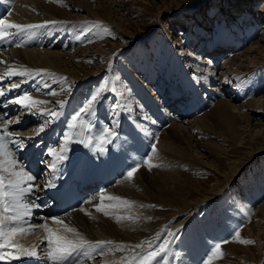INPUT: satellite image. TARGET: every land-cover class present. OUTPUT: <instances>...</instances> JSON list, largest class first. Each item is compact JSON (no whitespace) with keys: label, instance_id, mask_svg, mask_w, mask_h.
<instances>
[{"label":"rangeland","instance_id":"obj_1","mask_svg":"<svg viewBox=\"0 0 264 264\" xmlns=\"http://www.w3.org/2000/svg\"><path fill=\"white\" fill-rule=\"evenodd\" d=\"M17 1L2 3L6 16L16 7ZM39 1L42 5L64 11L67 19H45L46 14L35 9L32 13L34 17L38 16V20L33 17L32 24H43L49 20L63 24L68 22L75 28L56 42L58 46L49 49L68 53L77 65L76 70L79 64H84L88 75L94 72L81 80L64 75L61 78L66 80L60 78L61 81H58L60 75L53 74L44 80V84H50L56 94L49 95L46 89L41 97L47 99L49 104L39 110H46L45 113L51 109L59 111L56 101H66L64 109L76 108L67 113L61 122L63 132H71L66 127L71 122L70 117L97 90L103 89L105 98L97 106L96 127L93 128L96 134L102 125L112 120H117L119 127L125 124L120 123L121 120L124 122L122 115L127 114L125 111L120 114L121 101L138 107L139 98L146 97L153 101L155 107L156 104L160 106L163 97L170 96L172 92L187 90L185 104L194 108L193 116L179 121L166 119V124L162 126L167 128L177 124L190 129L188 138L179 142L186 148L183 161L187 166L178 167L177 185L171 182L172 177L170 180L171 172L160 185L168 184L167 188L174 192L172 195V191L168 193L166 198L176 205L180 204L177 208H183V203L188 207L179 213L181 215L169 217L179 209L150 203V208L159 218L157 223L161 224L148 238L137 239L138 243L151 241L155 247L164 240H172L170 250L156 264H185L187 261L204 264L209 257L210 261L219 264H240L241 258L248 261L245 262L247 264H264V209L259 213L257 211L264 204V180L261 179L264 177V0ZM75 6L81 8L78 10ZM232 15L236 18L235 23L227 21ZM122 22L128 24L124 30L120 27ZM20 35H17V41H29V46L21 50H45L47 39L43 37L41 29ZM253 46L256 47L254 53L246 55V51ZM206 76H211L215 81L207 85L208 88L204 83L196 82ZM193 80L194 91L189 84ZM213 86L216 97L210 101L207 98L209 93L205 94V90L202 92L201 87L211 89ZM137 90L141 97L137 96ZM193 93L196 99L205 102L204 107L200 101V108L198 102H191ZM257 99L263 100L255 106L250 104ZM220 100L240 106V112L248 117L249 125L245 119L235 118V130L231 131L224 122L218 123L210 116V111ZM156 112L158 118L155 120L159 122V115L164 114L158 110ZM185 112L189 113L187 110ZM206 113L205 123L191 124ZM133 116L138 119L143 117L136 111H133ZM46 118H36V123L31 127L40 129L45 125ZM82 119H85V123L90 121L85 116ZM76 123L79 125V121ZM163 130L160 128L157 132L162 133ZM59 131L61 133V128ZM87 135L90 134L83 138ZM77 138L81 139L80 136ZM61 139L63 142V134ZM157 140V136H154L147 143L148 157L145 159L151 160L153 145L158 149ZM80 144H69L73 154L79 151ZM92 149L95 148L92 146ZM143 166L139 165L138 170ZM145 172L150 175L151 170L146 169ZM207 194L211 198L202 202L201 199ZM194 225L198 226L195 231ZM247 227L250 228L247 230ZM168 232L174 233L175 239L169 237ZM219 232L222 233L220 236L217 234ZM237 232L241 240L254 243L237 242ZM157 235L160 239H156ZM217 243L221 244L220 258L213 255ZM107 247L89 248L88 251L98 253V262L100 255H107L110 251V247ZM147 247L145 243L140 248H126L122 253L119 251L116 254L124 257V261L119 258L116 263L132 264L134 257ZM111 250L114 252V248Z\"/></svg>","mask_w":264,"mask_h":264},{"label":"bare ground","instance_id":"obj_2","mask_svg":"<svg viewBox=\"0 0 264 264\" xmlns=\"http://www.w3.org/2000/svg\"><path fill=\"white\" fill-rule=\"evenodd\" d=\"M62 1L63 0H59V2H62ZM4 2L6 3L7 0H3V1L0 0V14L1 15H2V12H5V5H2V3ZM15 6L16 7H13V10L10 9L11 12L9 15L7 16L5 15L6 18L4 16V18H1V19L6 20L9 23H12V22L19 23L20 22L19 24L24 23L22 25L32 24V21L38 20V16L34 17V14L32 13V10H35V9L36 10L38 9V11H40L42 14H46V16H44L45 19H51L52 17L54 18L56 17L59 19H64V18L67 19L66 18L67 15L64 11H60L56 7L42 5V3H40L39 0H19L17 1V4ZM75 8L79 10L81 7L75 6ZM104 13H106V10L104 11ZM33 17H34V20L32 19ZM68 18H69V15H68ZM42 23H45V21ZM63 23L62 22L58 23L57 21L55 25L50 24L48 27L40 28L44 35L43 37L47 39V43L45 42V45H44L45 50L41 49L43 51L32 50V48L31 50L30 49L21 50L23 47L29 46V45L27 46V43L29 41L28 39L21 40L18 37L20 39V41L18 40L19 41L18 42L16 39L17 36H13L10 39H5L3 41H0V61H2V63H0V76H2L5 72H7L9 67H14L17 69L28 68L32 70L43 69V70H46L47 73L53 74L54 76L60 75V77H58V81H61L59 79L61 78V76H64V75H68V77L74 78L75 80H81L86 77L88 78V76L92 75L94 73L93 71L91 72V74L89 75L87 74L86 72L87 69L83 67L84 64L83 65L79 64L80 67L78 70H76L77 65H75L72 62V58L68 53H59V51L55 52L54 50L52 51L51 49H49V48H54L58 46V45H55L56 42L59 41L61 38H65L66 36L69 35L70 32H72L70 31V29L72 30L74 27L72 28L70 24H68V22H66L65 24ZM127 25L128 24L126 22H122L120 24V27L124 30V27H127ZM11 31H15V30L13 29ZM18 36H21V35H18ZM29 40L31 41V39ZM51 41L52 42L55 41V42L51 43ZM255 49L256 47L254 46L251 47L249 50L246 51V55L247 53L248 54L249 53L252 54V52L254 53ZM49 76L50 75L48 74L35 76L34 78L28 77V76H25V77L12 76L11 78L0 79V92L4 93V95H0V97H2L3 100L5 99V96L9 97L8 99H5V101L0 103V121H6L4 120V114L2 113V110H9L12 104H14V106L17 107L18 104L13 103L12 101H14L19 96H22L24 93L28 91H31L30 93L32 94L30 96L33 99L47 102V99H45L44 97H41V94L46 92V88L43 87V85L46 82V81L44 82V80ZM37 77H40V78L37 79ZM212 81L213 80L211 76H206V77L196 80V82L204 83V86L206 88L212 85L211 84ZM12 84H18L19 87L11 89ZM1 85L3 86L1 87ZM213 85H215V83H213ZM206 88L201 87L203 91L205 90V91L210 92L209 90H214V86L211 89H206ZM184 92H187V91L185 90ZM138 95H140V91L137 90V96ZM177 96L179 97L178 94L172 95L171 96L172 98L164 101V104L166 106L172 105L171 109H175V107L173 106V104H171V102L175 98H177ZM139 100L140 101L138 103L139 104L138 107L133 104H128L129 102H126V101L120 102V106H119V110H121L120 114H122L123 111L127 112V114L122 115V117L124 116L123 118L124 122H122L121 120L120 123L121 124L125 123V124L118 127V138L115 139L112 143V145H115L116 143H119V144H117L115 149H111L110 147H106V148L107 150L110 151L112 156L118 155L121 152L120 147L123 146L129 140L130 137H134L135 140H133L131 144H128V148L124 150L129 158L137 159L140 156L139 153L143 152V149L146 148L145 143H144V138H143L144 135L149 136L150 134L154 133V135L157 136V139H158L157 144H156L158 149L155 152H151V156H152L151 160L148 159L151 164L155 165L154 167H152L150 175H148L145 172L146 169H149V168L144 163V166L134 174V177L132 180H128L127 176L121 178L116 183V185L108 188L104 192L92 198L89 204L83 205L82 207L77 209L75 212H72L64 217L57 218L63 221V224H54L52 223V219L43 218L41 216L36 215L35 214L36 208H33L31 216L25 217V219L19 225H17V226H23L26 228L29 225H31L33 230L28 232L27 234L19 235L17 237V241L19 244H21L22 246L26 248L31 249L35 247L37 251L36 257H39L47 262L50 261L47 258V252L50 249L47 245V240L45 239V232L43 228L39 226L42 224H47L49 228L53 229L58 234L65 235L66 237L70 239L75 238L73 233L66 232L64 230V225H67L69 227L75 228L77 232H79L86 240L90 242L95 243L98 241H109V240L113 242L112 246H108L110 247V251L106 253L107 255L105 254L100 255L98 257L100 258L98 262L94 261L97 259L98 253H92L94 252L93 250L91 253H89L88 251L89 248L85 249L82 253H80L81 254V258L79 260L80 264H96V262L97 264H117L116 263L117 260L120 258L121 260L124 261V257L122 256L118 257L116 253H118L119 251L122 253L126 248L127 249L137 248L135 246L137 244H140L138 243L139 240L137 239L148 238L150 235L156 232L157 230L156 228H158V226L161 224V222L157 223V221H159V218L155 216L154 209L150 208L149 206L150 203L155 204V206L169 207V208H174L175 210L179 209L177 207L180 204L176 205L174 202H172V200H168L166 198L167 194L172 191L167 188L168 186L166 185L168 184L163 186V184L160 185V183H164L165 181L162 182V180H164L165 176L171 172L172 174L170 175V180H171V177L173 180L171 182L174 185L178 184L179 179H177L176 177L177 175L176 171L179 166H182V167L187 166L186 163H184L183 161V159H185L184 158L185 156L183 157V154H184L183 151H185L186 148L182 147L181 145L182 143H179V142H182V139L188 138L190 129H187L183 127L182 125L180 126V125L175 124V125H171L165 128L162 133H157L154 126L159 125V122H156V120L155 122L154 121L149 122L146 119L147 118L146 115L148 112L152 113V115L150 114L148 116L149 118H152L153 116L155 117V119L158 118V113L155 110L153 111L152 109L153 102L151 100H148L146 97H141L139 98ZM262 100L263 99H257L255 101H252L250 104L255 106L256 104L261 103ZM199 101L202 103L201 104L203 105L202 107H204V103L202 102V100L197 98L196 102H198V106L199 107L201 106ZM56 102H58L57 107H60L59 101H56ZM228 102L224 100L218 101L214 105V107L211 109L210 116H213L214 119H216L218 123L220 124L224 122L227 126V129L228 130L231 129V131L235 130L233 129L234 128L233 120L235 118H238V119L243 118L246 120L247 125H249V119L246 115L241 114L240 106L236 107ZM48 104H49L48 102L44 104H38L34 108H28V109H25L24 107L19 105L16 108L17 113L14 115V117L12 116L11 119L8 120L12 122L8 130L9 133L14 137L17 135L20 137H24L26 135L29 136L28 133L30 132L31 126H34V125H31L32 124L31 116H32L33 111H37L38 116L41 117L42 115H40V113L45 112L46 110L44 111V110H39V109L44 108L43 106L48 105ZM50 108L51 107H49L47 110H49ZM72 109H76V108L72 107L71 109L70 108L64 109V106L60 107V110L58 111L60 113V116L55 120L54 123L50 124L53 126V128H56V130L52 129L49 132L47 129L46 131L48 132H46L44 135V138L47 139L48 143L50 144L48 148L53 147V149H56L57 152H59V146L62 143L61 142L62 139H60L59 144H57V140L60 135L59 129L62 127V126L60 127V125H62L61 122L63 121V119H65L66 114L71 112ZM63 110H64V114H63ZM133 111H136L138 115L142 114V116L143 117L145 116V117L144 118L139 117L138 119L137 116H133ZM97 113H98L97 106L94 105V113L93 114L85 113L84 116L87 119H89L93 124H95V121L97 120L96 118ZM184 114L189 115L190 113H186L184 111L183 115ZM207 115L208 113L196 119L195 121H192L191 124L193 123L197 124V123H203V122L205 123V118L207 117ZM140 118H143V119L140 120ZM17 120H19L22 125L24 122L25 123L23 125L24 127L18 126V123H16ZM0 127H2V125H0ZM37 129L38 128H36L35 130ZM134 130H138L140 133H135ZM130 133L134 135H129ZM140 134H143V136H141ZM90 135L92 136L94 134L91 132ZM84 139L86 142L87 137ZM39 141L42 142L43 138L40 139ZM8 146L9 148L12 147L11 144H9ZM67 147H68V152H67L68 158L64 160L63 162H67L71 160L72 156H68V155H73V152L71 151V147L69 144L67 145ZM87 148L88 147L85 146V143H81L79 145V150H84ZM52 159L53 157L49 155V161H48L49 165ZM182 163H184L185 165H183ZM37 170H40L43 173H46V172L48 173L52 169L49 166L44 167V165H41L37 167ZM33 191L25 197V200L27 202H31L29 200V197L34 196ZM213 192L214 191H212L211 193ZM172 193L174 194L173 191L171 192V195ZM101 196L120 197L123 200L130 201L131 204L125 205V204H121L119 201L108 200V199L101 201L100 200ZM210 198H211L210 194H207L201 200L202 202L208 201ZM101 203H103V205L105 206V211L109 213L108 216H105L102 212L96 211V207L99 206ZM181 206H183V208L179 209V212L175 211L169 217L175 216L176 214L181 215L179 213H182L183 211L186 210L185 208L188 207L186 203H183V205ZM263 209H264V204L262 205V207H260L257 210L258 213L259 211L261 212ZM117 216L122 218L120 222H117V220L115 219ZM125 217H128V218L124 219ZM249 228L250 227H247L246 229L248 230ZM221 232L217 234H219L220 236V234H222ZM197 241H200V240H197ZM116 245H124L123 250H116ZM104 247H106V245L103 246L102 248ZM112 248H114V252L111 250ZM114 253L116 254V256ZM210 262H211L210 264H219L213 261H210ZM245 262H248V261H245V260L242 261V258H241L240 264H247ZM194 263L191 261H187V263L185 264H194Z\"/></svg>","mask_w":264,"mask_h":264},{"label":"snow or ice","instance_id":"obj_3","mask_svg":"<svg viewBox=\"0 0 264 264\" xmlns=\"http://www.w3.org/2000/svg\"><path fill=\"white\" fill-rule=\"evenodd\" d=\"M50 2H59V0H50ZM56 23V21H48L43 24L21 25L18 23H9L6 20L0 19V41L10 39L11 37L20 35L22 33H27L29 30L45 28L49 24L55 25ZM13 29L15 31H11ZM0 63H2V61H0ZM45 74L51 75L43 69L32 70L28 68L17 69L14 67H9L8 71L0 76V79L11 78L12 76H28L34 78L35 76ZM61 79L66 80V78ZM17 87H19L18 84L11 85V89ZM43 87L49 90V95L56 94V92L52 90L50 84L46 83L43 85ZM0 95H4V93L0 92ZM104 98L103 89L95 91L85 102L86 106L82 105L70 117L71 122L68 123L66 127L71 129V132H64L63 142L59 146V152H57L56 149H49L48 152V155L53 157L49 165L53 171L57 170L58 165L68 158V144L85 143V146L87 147H92L95 145L94 150L98 153H103L107 151L106 145L112 144L113 141L118 138L119 122L117 120H112L102 125L97 130L95 137L87 135L86 142L83 138L86 134H90L96 125L90 121L85 123V119H82V117H84L85 113L93 114L94 105L98 106ZM12 102L21 105L25 109L34 108L38 104L47 103L46 101L35 100L27 93L19 96ZM65 103L66 101H60V107H63ZM113 112H115V106L113 108ZM40 115L47 117L45 121V125H47L54 123L55 120L60 116V113L55 110H49L47 113L41 112ZM76 121H79V125H77ZM11 123V121H0V125H2V127H0V261L6 259L18 260L24 256L34 257L37 255L35 247L29 249L22 246L17 241V237L19 235L27 234L28 232L32 231V226L29 225L26 228L17 225H19L25 219V217L31 216L33 208H39L42 206L40 204H36L35 202H27L25 200V197L31 193L34 188H37L38 185L31 183L36 179V177L30 174L28 170L22 166L21 161L17 158V153L26 149V141L32 139V137H20L18 135L15 137L12 136L8 131ZM16 123H19V120H17ZM45 125L40 127L37 135L45 130ZM78 135L81 137V139H77ZM129 135L134 134L130 133ZM9 144L12 145L11 148H9ZM152 151H156L154 145L152 147ZM144 163L147 165L149 170L155 166L147 159L144 161ZM137 171L138 167H132L127 172V179L132 180L134 174ZM261 179L264 180V177H261ZM54 186L55 185L52 183L46 185V187ZM105 199L116 200L125 205L131 204L130 201L123 200L120 197H100L101 201H104ZM96 211L102 212L105 216L109 215V213L105 211V206L103 203L96 207ZM126 218L128 217H125L124 219ZM115 219L117 222H120L122 218L117 216ZM52 223L63 224V221L57 218H52ZM39 227L43 228L45 232V239L47 240V245L50 249L47 252V258L52 262V264H76V260L78 259L77 254L82 253L85 249H100L104 245H113L112 241H98L95 243L90 242L86 240L79 232H77L75 228L69 227L67 225H64V230L66 232L73 233L75 238L70 239L65 235L58 234L53 229L49 228L47 224H42ZM197 227L198 226L194 225L193 230L195 231ZM167 235L172 237V239H175L174 233L168 232ZM156 239H160L159 235H157ZM236 240L239 243H254L251 240H241L239 238L238 232L236 233ZM145 243L148 245V247L134 257L132 264H156L158 259L162 260L164 255L168 253L172 240H164L155 247L151 241H145L141 242V244H137L135 247L140 248ZM123 248L124 245H116V250H123ZM220 249L221 244L217 243L213 252V255L217 258L222 256ZM210 260L211 257H209V260L204 261V264H210Z\"/></svg>","mask_w":264,"mask_h":264}]
</instances>
